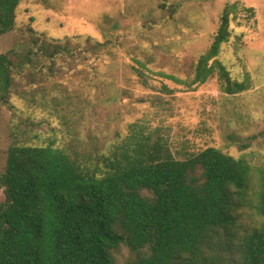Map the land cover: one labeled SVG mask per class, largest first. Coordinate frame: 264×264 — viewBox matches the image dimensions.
Wrapping results in <instances>:
<instances>
[{
    "label": "rangeland",
    "instance_id": "obj_1",
    "mask_svg": "<svg viewBox=\"0 0 264 264\" xmlns=\"http://www.w3.org/2000/svg\"><path fill=\"white\" fill-rule=\"evenodd\" d=\"M234 3L215 57L245 84L229 93L218 72L195 80ZM33 39L70 40L82 51L16 70L10 94L0 92V173L14 143L53 142L93 168L152 136L177 158L218 147L249 164L256 182L264 168V0H21L0 53L23 60Z\"/></svg>",
    "mask_w": 264,
    "mask_h": 264
},
{
    "label": "trees",
    "instance_id": "obj_2",
    "mask_svg": "<svg viewBox=\"0 0 264 264\" xmlns=\"http://www.w3.org/2000/svg\"><path fill=\"white\" fill-rule=\"evenodd\" d=\"M20 2L0 0V36L15 29ZM236 6L226 7L195 80L218 72L229 93L245 84L215 57ZM31 43L23 60L0 53L4 97L16 70L82 51L70 40ZM151 139L93 168L53 142L12 144L0 173V264H264V168L255 182L249 164L218 147L177 158Z\"/></svg>",
    "mask_w": 264,
    "mask_h": 264
}]
</instances>
